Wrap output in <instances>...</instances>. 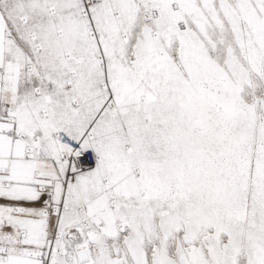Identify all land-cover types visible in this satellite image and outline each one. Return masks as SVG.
I'll return each instance as SVG.
<instances>
[{
	"label": "snow or ice",
	"instance_id": "1",
	"mask_svg": "<svg viewBox=\"0 0 264 264\" xmlns=\"http://www.w3.org/2000/svg\"><path fill=\"white\" fill-rule=\"evenodd\" d=\"M0 264H264V0H0Z\"/></svg>",
	"mask_w": 264,
	"mask_h": 264
}]
</instances>
